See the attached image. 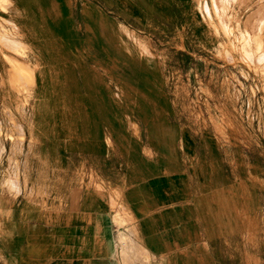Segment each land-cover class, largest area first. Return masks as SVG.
Returning a JSON list of instances; mask_svg holds the SVG:
<instances>
[{"label":"crops","instance_id":"0c3cea01","mask_svg":"<svg viewBox=\"0 0 264 264\" xmlns=\"http://www.w3.org/2000/svg\"><path fill=\"white\" fill-rule=\"evenodd\" d=\"M38 1L27 74L39 99L3 121L22 131L1 153L12 176L2 178L0 264H262L257 166L211 131L162 116L117 119L103 81L110 5Z\"/></svg>","mask_w":264,"mask_h":264},{"label":"rangeland","instance_id":"374dc122","mask_svg":"<svg viewBox=\"0 0 264 264\" xmlns=\"http://www.w3.org/2000/svg\"><path fill=\"white\" fill-rule=\"evenodd\" d=\"M104 1L113 62L103 81L114 87L117 119L133 125L134 117L162 116L220 135L231 155L243 153L245 164L257 166L253 180L264 203V0ZM38 4L0 0V195L2 178L12 176V158L1 153L17 148L22 131L3 121L25 117L28 101L39 99L27 74V17ZM150 104L159 112L136 109ZM123 216L117 212V223ZM260 228L263 234L264 216ZM260 246L264 259V235Z\"/></svg>","mask_w":264,"mask_h":264},{"label":"bare ground","instance_id":"6f19581e","mask_svg":"<svg viewBox=\"0 0 264 264\" xmlns=\"http://www.w3.org/2000/svg\"><path fill=\"white\" fill-rule=\"evenodd\" d=\"M232 17V16H231ZM233 19V18H232ZM229 32H231V31H229ZM231 35V34H230ZM243 35V34H242ZM235 39H237V37H235ZM257 41V40H256ZM240 43V42H239ZM257 44V43H256ZM232 45V44H231ZM244 46V45H243ZM236 47V46H235ZM238 48V47H237ZM260 49H262V48H260ZM237 50V49H236ZM251 53V52H250ZM262 53V52H261ZM254 57V56H253ZM245 59V58H244ZM241 60V59H240ZM245 61V60H244ZM261 64V63H260ZM262 65H263V63H262ZM261 65V66H262ZM261 72V71H260ZM262 73H264V72H262ZM17 110V109H16ZM123 203V202H122Z\"/></svg>","mask_w":264,"mask_h":264}]
</instances>
